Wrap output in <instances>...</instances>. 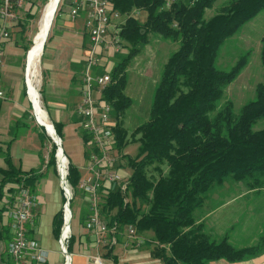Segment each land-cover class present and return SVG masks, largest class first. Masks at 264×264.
Returning a JSON list of instances; mask_svg holds the SVG:
<instances>
[{
    "label": "trees",
    "instance_id": "obj_1",
    "mask_svg": "<svg viewBox=\"0 0 264 264\" xmlns=\"http://www.w3.org/2000/svg\"><path fill=\"white\" fill-rule=\"evenodd\" d=\"M216 1L112 0L121 15L133 11L140 15L127 17L121 26L119 36L128 51L115 55L108 72L111 82L102 91V99L112 107L113 148L119 159L116 168H129L131 174L124 189L110 188L100 204L101 215L118 232L130 226L141 237L151 232V254L162 264H209L219 260L237 263L264 253V225L255 244L239 247L227 236L213 239L205 229L203 215L198 214L204 212L212 189L227 181L241 183L256 194L264 189V126L254 128L264 120V82L256 86L255 98L235 115L232 102L226 101L222 106L219 102L247 64L248 52L229 71L217 66L220 49L264 9V0H231L206 20V11ZM35 7L36 0H28L22 21L18 22L21 37L28 22L36 18ZM150 33L176 42L179 47L169 56L155 86L148 121L129 130L123 121L133 103L125 92L127 68L149 44ZM260 42L264 69V35ZM24 46L26 53L32 45ZM86 66L87 62L80 65L83 74ZM101 68L97 69L98 74L103 73ZM22 96L27 97L25 87ZM77 122L87 160L92 150L91 139L80 116ZM52 124L63 143L64 125ZM20 125L18 120L16 127ZM34 130L42 145L50 142L46 165L55 170L57 146L44 127ZM130 143L138 144L134 157L124 154ZM2 144L0 158L5 167H0V242H11L9 225L4 221L8 203L20 185L34 192L44 174L40 170L23 172L11 161L10 145ZM81 178L80 168L69 160L67 181L73 190L70 207L79 193ZM83 202L79 218L85 225L90 213L87 202ZM62 225L61 209L53 221L56 238ZM72 242L71 236L69 251Z\"/></svg>",
    "mask_w": 264,
    "mask_h": 264
},
{
    "label": "crops",
    "instance_id": "obj_2",
    "mask_svg": "<svg viewBox=\"0 0 264 264\" xmlns=\"http://www.w3.org/2000/svg\"><path fill=\"white\" fill-rule=\"evenodd\" d=\"M68 9L69 8H65V10L59 14L57 18L58 22L54 26L56 32L52 31L49 39V43L53 41V44L49 46L51 49L47 57L45 58V53L43 56L45 60L43 58L42 65L46 76V97L44 102L48 103L51 109V114L46 109L51 122L62 123L64 125L63 135L66 138L67 150L75 147V154L70 153V161L79 168H85L86 160L83 143L80 137L79 123L77 122V107L81 99L80 86L83 76V69H81L80 65H84L88 60L90 41L85 29L84 14H80L77 18L72 19L69 16ZM24 11L25 10H21L20 12V21H22ZM20 28L18 24L14 26L10 31V36H12V34H18ZM11 43L9 39V41L3 45L2 68L0 71L1 85L5 89L6 95L8 93L7 98L0 101V140L5 146L11 144V139L10 141H5V134L12 130L17 121L16 115L11 116L9 114L10 107H8V104L10 100H14V98H21L23 92V86H19V84L16 83L14 89L9 93V83L12 80L14 81L16 75V71L7 65L5 59L11 50ZM100 61L102 65L103 58H101ZM97 67L100 68L99 66L93 68L95 73L98 71ZM74 81H77L76 86H73ZM14 117L15 119H13ZM43 159L44 157H42L41 153L37 156H26V158L16 166L23 172L40 170V173L44 174L33 192L36 199L35 221L33 226L29 229L28 237L37 241L43 250L46 261L45 264H63L64 257L60 251L58 238L53 234V221L55 215L63 207V194L55 174H51L53 179L52 184L46 182L47 165L45 160L43 164ZM2 160L3 159L0 158V167H4V165L1 164ZM250 192L254 193V195L256 194L255 192ZM260 193L256 194V197H258ZM238 199L241 198L227 199L222 204H219L216 209L210 210L204 208V212H199L198 214L203 215L202 221L205 224V229L213 239H218L220 236H222L221 238L227 236L229 241L236 246L253 245L262 234L264 216L263 220L259 223V225L261 224L260 229H258V226L256 232L251 233V235L243 236L241 232L242 217L246 214L244 210L240 211V213H234L235 223L223 224V226H227L226 230L220 232L221 235L217 233L220 231L222 225L219 223L220 219H216L215 216H217L220 210ZM263 204L264 201L259 205L256 204V207H260V205ZM248 211L250 213H255V208L250 207L246 212ZM242 213L243 216L241 217L240 215ZM236 214H238L239 217H237L238 215L236 216ZM79 215L78 211L71 223V236L73 237L70 248L72 254L71 264H98L94 261L96 257L101 258V263L99 264H162L159 259L154 258L151 254L153 248V244L150 241L152 238L151 232L145 233L143 235L144 237L138 236L137 233L135 237H131L128 235L127 229L122 230L118 233L117 242L115 244L103 247L98 243V238L94 233L86 228V224L84 225L83 222H80ZM216 225L220 226L215 228L214 226ZM242 236L243 238H241ZM244 242L247 244H244ZM9 244L10 240L0 242V264H13L8 256ZM209 264H264V253L258 257L242 262L230 263L225 260H219Z\"/></svg>",
    "mask_w": 264,
    "mask_h": 264
},
{
    "label": "rangeland",
    "instance_id": "obj_3",
    "mask_svg": "<svg viewBox=\"0 0 264 264\" xmlns=\"http://www.w3.org/2000/svg\"><path fill=\"white\" fill-rule=\"evenodd\" d=\"M28 1V0H27ZM231 0H217L211 9H208L205 13V19H209L213 16L217 10L224 4H227ZM37 7L33 9L36 12V18L29 21L25 33L23 37H21V33L12 34L10 36V44L11 50L6 56V63L16 71L15 79L9 83V93L14 89L16 83L19 86L25 87V76H26V60H27V52L25 53L23 48L24 45L31 43L33 45V37L37 33L39 28V20L43 12V8L45 6V0H36ZM45 3V4H44ZM60 4V3H59ZM62 13V12H61ZM60 13V14H61ZM58 11L55 13V17L53 19L47 40L50 39V36L54 30L55 24L58 22ZM11 33V32H10ZM264 35V9L258 13V15L247 24H245L241 30L228 39L223 47L220 49L218 58H217V66L219 69L224 71H229L231 67L238 61V59L248 52L247 56V64L241 70V72L235 77V79L228 85V87L224 91L223 99L219 102V105H223L226 101H230L233 104V113L238 115L242 109V107L248 102L252 101L255 98V90L256 86L259 83L264 82V69L261 62V38ZM46 40L45 46L47 47L45 52L43 51L42 56L39 60L38 64V87L39 94L41 97L42 108L51 114V109L49 108V104L44 102L46 97V76L43 69V56L45 53V58L49 53L52 46L51 41ZM49 44V45H48ZM44 46V47H45ZM179 47V44L176 42H172L170 40H165L156 33L149 34V44L146 45L142 51L129 63L127 68L128 74V85L126 88V94L132 99L133 103L131 107L125 112L123 116L124 126L129 130L135 129L137 126L145 123L149 119L150 107L152 104V97L155 86L157 85L163 67L167 62L169 56L175 52ZM31 48V47H30ZM128 48H124V50L117 54H126ZM116 54L112 52L102 53L101 58L102 61V72L110 71L114 65L113 59L116 57ZM44 58V60H45ZM26 88V87H25ZM45 88V89H44ZM44 89V90H43ZM23 91V90H22ZM41 91H43L41 93ZM8 93L6 95V98ZM47 101V100H46ZM8 107H10L9 114L11 116L16 115V120L21 122V125L16 127L13 126L11 131H8L5 134V141H10V149L9 153L11 156V161L15 166H18L21 161H23L26 156H37L41 153L43 160L47 162L48 154L50 152V142L46 141L45 145H42L40 139L38 137L37 132L34 130V127L40 126L34 116L31 105L28 102L27 97H23L14 100H10ZM47 114V112H46ZM15 119V117L13 118ZM47 119L51 124V120L48 117ZM16 121V123H17ZM10 122V121H9ZM264 126V120H260L254 126L255 129H260ZM63 150H66V157L70 160L71 154H75V147L70 148L72 150H67L66 146V138L64 137L62 143ZM138 144L130 143L125 149L124 154L134 157L137 153ZM64 150V151H65ZM57 154V153H56ZM68 160V161H69ZM1 164L5 163L2 160ZM44 164V162H43ZM57 169V171H56ZM53 170V168H47L46 174V182L52 184V173L56 175V178L59 181V173L58 168ZM81 177L86 176V171L83 167L80 168ZM119 173L124 179H127L131 170L129 168H120ZM62 191V189H61ZM71 192L73 194V190L71 188ZM63 199V223H64V207L66 204V198L64 196V192L62 191ZM241 195V196H239ZM83 194L79 190L72 201V205L70 208L72 212V216L75 217L80 208H82L85 203L83 202ZM240 197L236 201H233L229 205H227L224 209L220 210L215 216L216 219H220V225H222L220 231H218V235H221L220 232L226 230L227 226H223V224L230 223L234 224V213H240V211L244 210L245 215L243 213L240 215L242 217L241 224V232L243 236L251 235V233L256 232L257 227L260 229V221L263 220L264 216V204L260 205V207H256V204L259 205L264 201V189L261 193L256 197V194L251 193L249 189H247L243 184L237 183L234 181H227L222 186H216L212 189L210 193L209 199L206 203L205 209H216L219 204H222L227 199H233ZM250 207L255 208V213H250ZM244 208V209H243ZM263 210V211H262ZM262 211L261 213H258ZM252 212V211H251ZM258 213V214H257ZM238 214H236L237 216ZM239 217V215L237 216ZM215 219V220H216ZM237 219V218H236ZM72 223V219H71ZM220 225L214 226L219 227ZM63 226V225H62ZM243 236L241 238H243ZM222 236L218 237V239H222ZM216 239V240H218ZM244 244H247L244 242ZM239 245V244H237Z\"/></svg>",
    "mask_w": 264,
    "mask_h": 264
},
{
    "label": "built area",
    "instance_id": "obj_4",
    "mask_svg": "<svg viewBox=\"0 0 264 264\" xmlns=\"http://www.w3.org/2000/svg\"><path fill=\"white\" fill-rule=\"evenodd\" d=\"M57 7L58 15L69 8V16L72 19L80 14L85 16V29L90 41V51L86 70L82 76L80 88V103L77 114L83 119V126L91 139L92 150L89 158L85 161L86 176L81 178L79 189L86 198L89 208V217L86 228L98 238V243L108 247L117 242L118 229L116 226L109 227L102 218L100 204L108 194L110 188L122 186L125 188L126 179L116 168L118 156L114 151V136L111 128L112 107L102 99V91L110 84L111 77L108 71L102 74L94 72V67L101 65L102 53H120L124 50L123 42L119 36L121 26L125 19L130 16L138 17L139 11H133L129 15H121L113 5L112 0H60ZM170 2L167 3V7ZM28 7L27 0H1L0 3V71L2 68L3 45L10 39V31L19 22L20 12ZM26 95L33 110L27 88L25 76ZM6 99V91L0 82V101ZM34 113V112H33ZM35 116V115H34ZM36 118V117H35ZM0 140V147L3 146ZM67 158V157H66ZM68 165L62 173L59 169V185L64 192L65 198L71 197V187L68 184ZM67 190L62 183L64 182ZM36 199L30 188L20 185L13 199L8 203L5 214V222L8 223L12 236L8 247V256L13 264H45L43 250L37 241L28 237V232L35 221ZM69 221L67 222L66 217ZM72 212L64 207V223L60 231L58 243L64 257L63 264H71L72 254L69 251L71 238ZM128 235L136 236L133 227L127 228ZM96 263H101V258H94Z\"/></svg>",
    "mask_w": 264,
    "mask_h": 264
},
{
    "label": "bare ground",
    "instance_id": "obj_5",
    "mask_svg": "<svg viewBox=\"0 0 264 264\" xmlns=\"http://www.w3.org/2000/svg\"><path fill=\"white\" fill-rule=\"evenodd\" d=\"M60 0H48L43 8L42 15L39 20V28L37 33L33 37V45L30 49L27 64H26V78H27V88L29 90L30 100L33 104V112L38 120V122L45 124L50 129V123L47 119L46 111L42 108L41 97L39 94L38 87V64L39 60L44 51V46L57 11ZM67 164V159L61 153L59 154V167L63 173L65 166ZM69 216L67 214L66 220L69 221Z\"/></svg>",
    "mask_w": 264,
    "mask_h": 264
},
{
    "label": "water",
    "instance_id": "obj_6",
    "mask_svg": "<svg viewBox=\"0 0 264 264\" xmlns=\"http://www.w3.org/2000/svg\"><path fill=\"white\" fill-rule=\"evenodd\" d=\"M29 52V51H28ZM28 52H27V55H28ZM37 120V119H36ZM37 122H38V120H37ZM38 124L40 125V126H42V127H44V129H45V131H46V133H47V135L52 139V141L54 142V144L57 146V154H56V158H57V165H58V168H59V154L61 153L62 155H64L65 156V154H64V150H63V147H62V141H61V139H60V137L57 135V133H56V131H55V128H54V126H53V124L51 123V125H50V129L48 128V126H46L45 124H42V123H40V122H38ZM66 157V156H65ZM67 159V158H66ZM67 161H68V159H67ZM58 171H59V169H58ZM62 185H64V187H66V184H65V179H64V182L62 183ZM67 188V190H69L68 189V187H66ZM70 201H71V197H66V204H65V206H66V208H68L69 210H70ZM71 211V210H70Z\"/></svg>",
    "mask_w": 264,
    "mask_h": 264
}]
</instances>
